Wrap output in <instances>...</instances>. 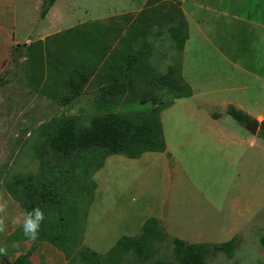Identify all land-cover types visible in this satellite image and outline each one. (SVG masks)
<instances>
[{"label":"rangeland","instance_id":"1","mask_svg":"<svg viewBox=\"0 0 264 264\" xmlns=\"http://www.w3.org/2000/svg\"><path fill=\"white\" fill-rule=\"evenodd\" d=\"M37 1L30 0L29 6L23 8L19 16L28 10H34L36 14ZM54 1V5L48 8L44 17L42 12L47 1H39L41 5L38 13L41 24L36 32L40 38L77 27L79 23L88 19L121 16L123 12L137 13L144 8L147 0ZM23 4L25 5V2ZM165 5V9L170 11V6L167 3ZM177 9L176 7V11ZM262 9L264 10L259 8V20L264 17V14L260 13ZM166 26L160 25L159 28H155L162 31V39L153 43L154 64L158 73L166 72L167 67H178L180 64L181 52L166 34ZM239 44L246 45L245 40L240 39ZM187 45L189 53L185 55V63L190 67L192 42ZM27 57L26 52L18 56L19 69L10 62L1 66L3 60H0V187L6 193L5 186L15 177H28L39 173L41 161L38 154L45 139L42 130L48 121L64 111L62 105L54 104L48 98L46 91L42 94L39 90V96L25 95L26 92L32 91L31 86L23 87L22 84L23 80L31 76ZM253 58L259 59V63L247 67V73H242L229 63L219 61L218 56L213 57L209 68L214 74L198 80L199 86L208 85L197 87L198 90L207 92L217 84L215 89L217 97L238 99L241 92H230L234 87H239L240 82L245 84L247 81L248 91L245 99L259 102V113L264 114L263 27H259V50H256ZM11 63H14V60ZM187 71L188 68L186 73ZM250 75L255 79H251ZM188 76L192 78V69ZM171 98L168 93L163 92L161 103L169 102ZM89 104L88 98L85 97L83 101L80 100L70 106L67 113L79 114L81 122L87 124L89 117L84 111ZM79 108L84 111L80 113ZM263 114H259L260 117L256 121V133L252 135L247 131V141L240 145L242 150L237 149V153L232 151L234 157L231 167H224L219 163L226 161L224 154L228 152V144L215 143L213 136L210 139L206 137L207 140L204 141L199 140V131L204 126L202 120L194 116L195 113L181 109L166 114L163 117V126L169 157L165 159L144 157L141 158V163L138 159L115 155L107 158L104 167L98 171L96 176L98 190L95 195L93 191L90 206L87 207L85 201L79 203L82 211L86 209L88 217L83 246L99 255H105L121 237L139 236L141 222L151 217L161 218L163 214L166 219L169 218L171 225L165 224L167 231L165 228L164 231L168 237L160 245V256L173 261V241L175 239L186 241L187 238L198 234L189 221L177 222L176 198H179L177 204L181 203L182 208L186 206L183 209L197 204L200 207H207V213L204 215L207 216L208 223H211L208 224L209 227L218 225L230 231L211 233L215 235L214 240L222 244L209 248L207 264H264V247L261 244V239L264 238V140L258 135L259 132L264 133V121L261 117ZM228 121L231 129H238L240 132L246 129L232 118ZM240 152L244 155L246 166L239 167L240 160L237 155ZM170 162L174 169L176 166L179 168L181 174L178 173V176L182 175V178L172 179V171L164 177L163 168ZM139 163L141 164L138 165ZM157 164L160 167L156 166ZM136 179L140 180L137 182ZM184 190L195 195L194 199L198 196L201 199L186 202L189 198ZM183 215L184 212L179 218L181 219ZM5 223L9 229V222ZM159 226H162V223H159ZM231 236H234L231 238L234 242L228 251L218 250L220 245L231 241L229 239ZM4 246H6L4 233H0V247ZM10 250L11 248L7 247V255L0 256L10 258L8 254ZM130 261L122 264H132Z\"/></svg>","mask_w":264,"mask_h":264},{"label":"trees","instance_id":"2","mask_svg":"<svg viewBox=\"0 0 264 264\" xmlns=\"http://www.w3.org/2000/svg\"><path fill=\"white\" fill-rule=\"evenodd\" d=\"M46 1L42 16L55 3ZM169 1L147 0L137 13L123 14L122 24L78 25L49 37L38 51L27 52L30 77L34 81L45 79L41 93L46 91L64 111L42 130L45 139L38 154L39 173L15 177L5 186L23 214L35 207L44 213L36 241L24 237L21 226L14 231L15 242H30L31 249L10 264H33L31 254L41 242L58 250L66 264H122L128 260L132 264H207L209 245H188L176 239L173 261L162 258L160 245L167 237L155 219L144 223L139 236L121 237L105 255L83 246L86 209L82 211L79 203L85 201L90 206L95 190L93 174L110 156L138 159L145 153H163L160 112L172 100L191 95L180 64L167 67L165 73L154 68L153 43L162 39V31L155 28L167 25L166 34L181 53L187 39L180 3ZM166 3L170 11L165 9ZM117 39L119 45L106 57ZM96 49L100 56L94 55ZM163 92L172 97L169 102H160ZM83 93L93 96L89 111L79 109L88 113L87 124L81 122L79 114L67 113L72 101ZM229 114L242 126L252 121L233 110ZM258 135L264 140V133ZM233 242L220 245L218 250L227 252ZM261 244L264 247V238Z\"/></svg>","mask_w":264,"mask_h":264},{"label":"crops","instance_id":"3","mask_svg":"<svg viewBox=\"0 0 264 264\" xmlns=\"http://www.w3.org/2000/svg\"><path fill=\"white\" fill-rule=\"evenodd\" d=\"M29 1L30 0H0V60H3L1 61V66L9 64L10 62V64L15 65V67L19 69L18 64L20 62V58H18V56L22 55V53H27L29 50L38 51L41 46H44V41L47 38L63 32L57 31L51 36L40 38V35L36 32L41 24L40 13H38V9H40L41 5L39 2L40 0H38L35 4L36 14H34V10H28L25 14H21V16H19L20 12L24 10L23 8H27L29 6ZM177 1L180 3V9L182 10L187 23V39L185 41L180 60L181 77L189 86L191 95L172 100L170 106L160 112V122L165 140V151L163 153H145L139 157L138 160L141 161V158L144 159V157L158 159H165V157H169L167 152L168 144L164 135L163 117L176 110L184 109L192 112V114L195 113L194 116L202 120L204 127L199 131V140L204 141L213 136L214 138H212L215 143H219L220 145L228 144V152L224 154L226 161L219 163L221 166L231 167L232 158L234 157L232 156V151L234 150L237 153V149L242 150L240 145L241 143L247 141L246 134H248V132L247 129L243 132H240L238 129H231V124L228 119L232 118V116L229 114V111L233 110L247 119L257 121L260 117L259 114H263L262 112L259 113V102H254L252 100L248 101L245 99V94L248 91L247 81H245V84L240 82L238 84L240 86L236 88L234 87L230 92L237 93L239 91L243 94V96L241 94L238 99H229L226 98V96L221 98L216 96L217 92L215 89L217 88V84H215L216 86L212 87L207 92L199 91L197 87H208V85L204 84L199 86L198 80H201L203 77H210L214 74L213 70L210 71L211 68H209V66L212 63L213 57L216 56L219 57V61L229 63L231 67L240 70L242 73H247V67L254 66L259 63V59L253 58V55H256L257 49L259 50V27L264 28V17L259 20V8H264V0ZM24 2L25 5L23 4ZM128 13L133 12H123L121 14ZM260 13L264 14V10L262 9ZM116 16L117 15H112L101 19H88L78 25H88L93 22H99L105 26L112 24L113 22L116 24H122L124 22L123 16ZM120 26L121 25H118V28H120ZM124 30L125 28L122 30V35L124 34ZM119 39L112 41V47L110 50L111 53L105 55L106 57H109L110 54H112L114 47L119 45ZM240 39H244L246 45L239 44ZM191 42L192 51L190 53L192 58L190 67H188L185 63V55L189 53L187 51V44ZM94 55L100 56L101 53L98 49H96ZM12 60H14V63H11ZM97 64L98 70L96 73H98L101 68L102 62ZM154 68L156 69L155 64ZM186 68H188L187 73ZM191 69L192 78L190 79L188 78V75ZM159 73L165 72L162 71ZM247 76L248 75H246V77ZM250 78L255 79L253 75H250ZM44 83L45 79L34 81L30 76H28L25 81L23 80L22 84L23 87L31 86L32 91L26 92L25 95L34 94L39 96V90ZM57 87L59 88L58 92L63 93V91L60 90L61 87ZM85 97L88 98L90 103L89 106H87L88 108L85 107V109L89 111L93 102V96L90 93H83L81 96L75 98L72 101V104L70 103L71 106H73L74 103L80 102V100L83 101V98ZM53 103L57 104L55 102ZM261 117L264 121V114ZM194 121L195 119L192 123L193 126L195 125ZM240 126L242 127V125ZM244 128L246 127L244 126ZM191 132H194V130H191ZM237 157L240 160L239 167L242 165L246 166L247 162H244V155L241 152L237 155ZM167 160H169V158ZM156 166L160 167L158 164ZM171 171L172 179L182 178V175L178 176V173L181 174V171L177 166L174 169L172 162L163 168L164 177H167ZM97 173L98 171L93 176V181L95 183L94 195L98 190V179H96ZM139 180L140 179H136L137 182ZM184 193H186L189 198L186 202L192 201L195 198V195L191 194L190 191L184 190ZM198 194H200V192H198ZM0 196L3 197V200H0V203L7 201V211L6 213L0 215L7 216L6 221L9 222V229L7 228V232H4V237L6 240V246L11 248L8 252L10 258L5 259L0 256V264H10L19 255L27 253L31 249V243H19L15 242L13 239L12 235L19 226L14 224L13 221L16 217L22 216L23 212L19 209V206L9 198V195H7L5 190L1 189V187ZM197 198L201 199L199 196ZM178 199L179 198H176V211H178L177 222H182L183 220L189 221V223L194 226V231L198 233L196 236H191L190 238H187L186 241L182 242L188 245H209L210 247L222 244L214 240L213 237L215 235L211 233H223L226 231V227L222 228L218 225L216 227H209L210 225L208 224L211 223H208L207 216L204 215V213H207L208 208L200 207L197 204L190 205L188 208L183 209L186 206H183V208L180 207L181 203L179 205L177 204ZM182 212H184V215L180 219L179 216ZM87 219L88 217L86 215L83 236L85 235V225L87 223ZM150 219H155L159 223H162V226L160 227L161 229L163 228V233L165 232L164 228L167 231L166 225H171L169 218L166 219L163 214L161 218L151 217ZM145 222H141V232ZM226 232L230 231L227 230ZM164 234L168 237L166 232ZM233 237L234 236H231L229 239L232 241L231 238ZM30 260L33 264H66L64 256L58 250L45 242H41L36 245V249L31 254Z\"/></svg>","mask_w":264,"mask_h":264},{"label":"clouds","instance_id":"4","mask_svg":"<svg viewBox=\"0 0 264 264\" xmlns=\"http://www.w3.org/2000/svg\"><path fill=\"white\" fill-rule=\"evenodd\" d=\"M0 200H3L2 196H0ZM6 211H7V201H4L3 203H0V214H4L6 213ZM6 219L7 217L5 215H0V233H4L6 231L7 228V225L5 223ZM43 221H44L43 211L41 210L40 207H35L31 211L24 213L22 216L16 217L13 223L22 227L23 235L29 241H36L39 237L40 227ZM0 255H7L6 246L0 247Z\"/></svg>","mask_w":264,"mask_h":264},{"label":"water","instance_id":"5","mask_svg":"<svg viewBox=\"0 0 264 264\" xmlns=\"http://www.w3.org/2000/svg\"><path fill=\"white\" fill-rule=\"evenodd\" d=\"M246 129L252 134L254 135L256 133L257 130V125L254 123H247L246 124Z\"/></svg>","mask_w":264,"mask_h":264}]
</instances>
